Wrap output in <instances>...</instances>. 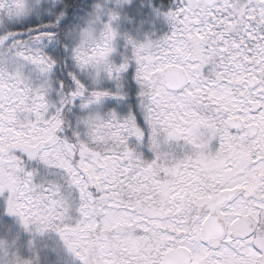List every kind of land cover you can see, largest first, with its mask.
<instances>
[{"label":"snow or ice","instance_id":"1","mask_svg":"<svg viewBox=\"0 0 264 264\" xmlns=\"http://www.w3.org/2000/svg\"><path fill=\"white\" fill-rule=\"evenodd\" d=\"M0 264H264V0H0Z\"/></svg>","mask_w":264,"mask_h":264}]
</instances>
